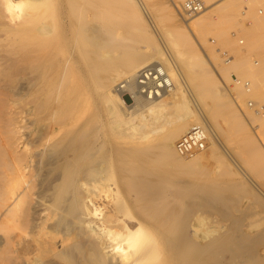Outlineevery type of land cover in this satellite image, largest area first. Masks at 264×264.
<instances>
[{
  "label": "bare ground",
  "instance_id": "1",
  "mask_svg": "<svg viewBox=\"0 0 264 264\" xmlns=\"http://www.w3.org/2000/svg\"><path fill=\"white\" fill-rule=\"evenodd\" d=\"M90 1L0 0V264H264V199L231 163L211 180L219 187L199 179L219 156L221 111L251 156L249 174L264 173V129L255 136L248 124L263 126L264 54L246 66L241 52L223 64L201 50L209 30L230 35L224 24L241 0H206L188 27L154 0L157 28L187 72L163 50L143 1L122 0L134 20L120 24ZM234 71L251 77L250 93ZM219 75L258 110L243 99L241 114ZM201 123L209 151L184 158L175 144ZM197 210L215 215L211 228L195 223Z\"/></svg>",
  "mask_w": 264,
  "mask_h": 264
},
{
  "label": "rangeland",
  "instance_id": "2",
  "mask_svg": "<svg viewBox=\"0 0 264 264\" xmlns=\"http://www.w3.org/2000/svg\"><path fill=\"white\" fill-rule=\"evenodd\" d=\"M27 1H29V0H27ZM106 1H108V2L110 1V3L106 2ZM121 1L122 0H91L87 7H89L94 12H98L99 13L98 17H104L103 14H107V13L110 14L112 12H114V15L118 14L116 16L117 18H115V16L111 15V14L109 16H107V15L105 16L106 18L107 17L110 18L111 21H113V23L115 22V24H117V23L120 24L124 21L132 23L134 19H133L131 13H124ZM141 1H143L144 14H145V16H147L146 18L149 21V23H152L150 25L152 26L153 30H155V33L159 36V39L161 41V46L163 47V50L165 51V53L168 52L172 56L174 61L180 66V69L182 70V72L191 71L187 66H185V64L177 61V58L175 56H173V50L170 48V46H169L168 42L166 41L165 37L163 36V32L160 28L161 26H163L164 23L161 22V20H160L159 10L156 7L154 0H141ZM167 1H168V3L170 2L169 0H167ZM257 4H259L258 0H241V2H239V4H238L239 11L237 12V15L233 19L227 21L224 24V29L229 31L230 27L238 24L239 18L241 17V10L243 9L244 5H250L252 7L251 12H250V17L252 18L253 23L251 24V26L249 28L246 27V30H245V35L247 36L246 44L244 46L239 44L237 39L233 36H230L228 33L226 35L229 36L230 39L232 38L231 40H233L235 43L233 42L234 43L233 45H227V44H225V37H226L225 34H223L222 36L221 35L216 36L212 32L213 30H209L207 33V36H206L207 37V45L205 44L204 47L201 46V50L203 51L205 56H207L208 55L207 53H210V51H213L214 53L219 55V58L222 59L221 53L219 52V48H221V49H228L234 55L241 52L243 54V59L245 58L244 64L246 66L251 64L252 61L256 58L259 59L260 63H261V55L264 54V17L261 18L258 14H256L254 8ZM170 5L175 9L176 16L179 19V21L183 24V26L188 27L187 23L190 22L193 19V17H192V19L190 18L191 20L184 18L183 15L172 5V3ZM100 9H102V10H100ZM104 9L107 10L108 12L107 11L104 12L105 11ZM101 13H102V15H100ZM113 16H114V18H113ZM158 17H159V19H158ZM157 26H160L159 27L160 30H158L159 28H157ZM156 31H158V32H156ZM159 31H161L162 33ZM258 34L260 36L256 38V36ZM124 35L126 37H129L128 39H125V41L130 40L132 42H135L130 37H132V38L136 37V31L125 32ZM194 37H196V36L194 35ZM211 37H215L217 39V42L216 43L211 42V40H210ZM195 40L200 45L199 39L197 37L195 38ZM209 62L211 63V65H213L210 58H209ZM222 63L225 64L224 61H222ZM214 68L216 70V67H214ZM233 73H236V72L234 71ZM236 74H238V73H236ZM238 75L241 76V74H238ZM243 77L246 78V75H244ZM248 77L249 76H247V78ZM219 78H220L223 86L225 87V89L228 90L227 92H229V88H231L234 84L233 79L228 80V83L225 86L226 83L224 82L223 78L220 75H219ZM249 78H251V77H249ZM189 90H191V91L190 92L188 91L189 93L188 92L187 93L189 95L188 96L189 100H191L190 104H191V106H193V108H196L194 101H195V103L198 102L196 99L199 98V96L196 94L197 92L196 91L194 92V90L191 87H189ZM123 94H124V98H125L127 104L128 105L133 104L134 98H133L132 94L127 92V91H124ZM232 94L230 93V96H232L233 101L235 102V105L237 106L239 112L244 115V108L246 109L248 106L246 107V105L243 103L242 100L245 99L247 101L248 99H253V98L249 97V96H247V97L244 96L242 98H238V97L236 98V96H237L236 93H234V95H232ZM196 104L199 108L201 107L200 109H202V105H199L198 103H196ZM170 107H172V106H170ZM170 107L164 108V112L165 113L166 112L167 113H171V112L173 113L175 110H174V108L171 109ZM249 109H251V108H249ZM252 110H255V109H252ZM262 114H264V113H262ZM225 115H226V111H221L220 113H218L217 115L214 116V120L212 121L213 124L218 123L217 127L219 128L218 131H219V136H220V141H221V143L219 144V146H220L219 156L220 157L218 155H217L218 157H214V158H210V157L208 158L207 157V159H206L207 162L205 161L206 164H205V162H204V164L207 166V168H209V170H208L205 167L206 170L210 171V172H209V174L207 173L206 175L199 177V179L209 180V181L218 180L220 178L223 179L224 177H227L229 175V174L228 175L225 174L224 172L226 171L227 168H228V170H230L231 166H228V164L231 163V165L233 167H235V170L237 168V170L239 171V176L237 173H234V172L230 176H235V174H237V176H235V177H238V178L244 176L246 178L250 188L253 190V192L259 194L264 199V173H262V175L254 173V172L249 174L248 162L250 161L249 158H251V156H250V154L248 156L246 151H243L242 149L239 148L241 146L240 136H239L238 132H236V130L233 127H231V125H230L231 128L229 127V122L226 120L227 118ZM207 123L209 125H212V124H210V122H207ZM254 123L253 124L248 123V124H249V127L251 128V130L253 131V133L255 134V136H257V134L258 133L260 134L262 132V130L264 129V121H263V126L259 125V123H256V122H254ZM228 130H230V132ZM234 130H235L236 135L233 134ZM156 134L157 133H155V134L153 133V135H156ZM209 141H211L210 136L208 139V143H209ZM241 150H242V153L239 152ZM208 151H209V148H206L203 151V154L206 155ZM209 156H211V155H209ZM184 158H187V157L184 156ZM247 158H248V160H247ZM246 160L248 162H246ZM245 174H246V176H245ZM211 182H213V181H211ZM218 184L219 183L216 181V182H213L212 185L215 187H219ZM221 185L223 186V185H225V183H222ZM257 210L261 213L262 216H264V206H259L257 208ZM194 219H195L194 220L195 223L197 225L201 226L202 228H205L206 226H207L206 228H211V227H209L210 225H208V224H212V221L215 219V215L203 212L202 210H197V211H195Z\"/></svg>",
  "mask_w": 264,
  "mask_h": 264
},
{
  "label": "built area",
  "instance_id": "3",
  "mask_svg": "<svg viewBox=\"0 0 264 264\" xmlns=\"http://www.w3.org/2000/svg\"><path fill=\"white\" fill-rule=\"evenodd\" d=\"M170 3L183 15L184 18L190 19L196 16L198 13L202 12L206 7V0H169ZM254 8L256 14L260 17H264V0H258ZM252 7L250 5H244L241 10V17L239 18L238 24L233 28L229 29L230 35L235 37L239 44L245 45L247 41V36L245 35L246 27H250L253 23L252 18L250 17ZM211 42L216 43L217 39L211 37ZM222 59L225 64H228L233 58L232 54L228 49L219 48ZM254 65L260 64L259 59H254ZM233 79L241 85L243 90L247 93L252 91V82L250 79L239 78L236 74H232ZM247 105L251 109L258 110V104L252 99L247 100ZM208 126L205 123L194 125L187 133L182 135L176 142L175 147L177 152L186 157L193 156L208 147Z\"/></svg>",
  "mask_w": 264,
  "mask_h": 264
}]
</instances>
